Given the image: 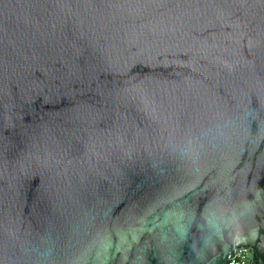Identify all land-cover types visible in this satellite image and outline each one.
<instances>
[{
	"label": "water",
	"instance_id": "95a60500",
	"mask_svg": "<svg viewBox=\"0 0 264 264\" xmlns=\"http://www.w3.org/2000/svg\"><path fill=\"white\" fill-rule=\"evenodd\" d=\"M264 264V0H0V264Z\"/></svg>",
	"mask_w": 264,
	"mask_h": 264
},
{
	"label": "built area",
	"instance_id": "2783aa9c",
	"mask_svg": "<svg viewBox=\"0 0 264 264\" xmlns=\"http://www.w3.org/2000/svg\"><path fill=\"white\" fill-rule=\"evenodd\" d=\"M245 263H246V251L245 250H240L226 264H245Z\"/></svg>",
	"mask_w": 264,
	"mask_h": 264
}]
</instances>
